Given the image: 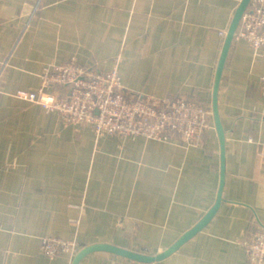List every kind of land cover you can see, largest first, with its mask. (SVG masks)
I'll return each mask as SVG.
<instances>
[{"label": "crops", "instance_id": "0c3cea01", "mask_svg": "<svg viewBox=\"0 0 264 264\" xmlns=\"http://www.w3.org/2000/svg\"><path fill=\"white\" fill-rule=\"evenodd\" d=\"M242 0H0V264L50 259L45 236L81 250L78 264H254L239 240L264 224V53L234 42L216 89L226 36ZM117 66L126 92L180 96L212 111L200 145L98 138L88 126L14 96L47 66ZM136 191L137 195L133 196Z\"/></svg>", "mask_w": 264, "mask_h": 264}, {"label": "built area", "instance_id": "2783aa9c", "mask_svg": "<svg viewBox=\"0 0 264 264\" xmlns=\"http://www.w3.org/2000/svg\"><path fill=\"white\" fill-rule=\"evenodd\" d=\"M233 36L235 43L245 41L264 53V0L250 1ZM41 80L38 89L19 90L14 96L55 114L65 127L88 126L98 138L142 137L192 147L200 145L212 128L211 109L198 101L126 92L117 66L101 71L69 61L47 66ZM239 247L254 264H264V224L242 236ZM40 250L50 259H73L81 247L73 239L45 236Z\"/></svg>", "mask_w": 264, "mask_h": 264}, {"label": "water", "instance_id": "95a60500", "mask_svg": "<svg viewBox=\"0 0 264 264\" xmlns=\"http://www.w3.org/2000/svg\"><path fill=\"white\" fill-rule=\"evenodd\" d=\"M251 0H242L240 6L238 7V10L234 16L233 22L231 24V27L229 29V34L226 37V40L224 42L222 54L220 57L219 61V67H218V75H217V80H216V89L219 86L221 74L225 65V62L227 60L229 51L231 49V46L234 43V36L233 34L237 31L241 18L246 11L248 5L250 4ZM221 198L219 197L217 203L215 206L208 212V214L201 220V222L192 230L184 234L173 246H171L167 251L164 253L158 255V256H147L144 254L128 251V250H123L114 246L110 245H97V246H92L89 248H86L82 251H80L77 256L75 257V263L78 264L79 260L82 258L83 255H85L87 252H90L91 250H96V249H106L112 252H115L117 254H120L122 256H125L131 260L141 262V263H152L155 261H160L164 259L165 257L171 255L174 253L180 246H182L186 241H188L191 237H193L198 231H200L202 228L206 226V224L212 219V217L215 215L217 212L219 205H220Z\"/></svg>", "mask_w": 264, "mask_h": 264}]
</instances>
